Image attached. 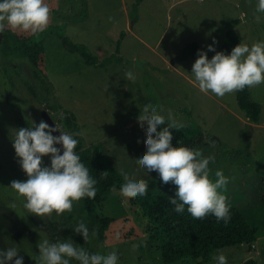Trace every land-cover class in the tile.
I'll return each instance as SVG.
<instances>
[{
  "label": "rangeland",
  "instance_id": "1",
  "mask_svg": "<svg viewBox=\"0 0 264 264\" xmlns=\"http://www.w3.org/2000/svg\"><path fill=\"white\" fill-rule=\"evenodd\" d=\"M18 1L0 0L1 32L10 21L47 13ZM136 1L86 0L83 19L84 0H61L52 17L60 34L108 65L89 66L56 37H39L47 48L43 82L25 58L4 60L0 52V204L21 219L19 231L5 238L11 263L98 264L63 231L64 216L82 199L68 173V190L59 191L57 156L42 119L46 111L59 124V105L75 113L83 149H102L129 184L235 207L258 230L252 245L218 250L208 264H264V109L259 125L251 124L237 103V80L214 58L233 27L243 54L231 65L249 75L252 97L264 106V0H144L135 10ZM194 43L205 58H183ZM167 125L200 128L210 144L175 156L161 138ZM62 132L67 144L69 131ZM77 165L69 155V169ZM102 214L111 224L98 249L101 264H165L160 244L147 235L153 226L125 190L111 192ZM85 232L94 239L92 227Z\"/></svg>",
  "mask_w": 264,
  "mask_h": 264
},
{
  "label": "trees",
  "instance_id": "2",
  "mask_svg": "<svg viewBox=\"0 0 264 264\" xmlns=\"http://www.w3.org/2000/svg\"><path fill=\"white\" fill-rule=\"evenodd\" d=\"M144 0H137L135 10ZM29 9H42L44 15L25 21L8 22L3 27V42L0 52L4 60L12 56H20L28 60L34 69L37 80L45 82L46 44L39 37H56L60 47L69 54L82 56L89 66L108 65L109 60L94 56L83 44L74 43L66 34L59 33L60 27L52 24V17L59 15L61 0H19ZM83 19H87L88 4L83 3ZM59 33V34H58ZM124 36V35H122ZM241 40L234 33L233 27L226 35L225 43L214 53V58L237 80V103L251 124H259L262 105L255 101L250 92L249 75L231 65L230 59L242 56ZM121 41L117 54L120 52ZM193 56L203 59L198 44L186 46L183 58ZM120 59V58H118ZM121 60V59H120ZM112 63V62H111ZM62 122L69 131L66 144L69 155L73 154L78 161L77 171L67 168L68 179L79 188L82 205L72 209L64 216L63 231L75 234L82 250L95 258L98 264V249L105 244V235L110 227L111 219L102 214L103 202L114 189L125 190L128 200L137 206L143 217L153 226L147 235L160 244L162 261L165 264L191 259L195 264H208L212 255L224 248L252 245L258 230L252 227L240 210L232 206H215L204 200H187L174 193L155 194L142 187L129 184L112 168L102 149H83V138L78 119L72 111L62 109ZM161 138L167 141L170 153L180 156L192 153L198 147L209 146V137L200 128H183L167 125ZM239 153V152H236ZM69 197V196H67ZM93 228L95 237L90 238L86 226ZM4 236L12 239L6 230ZM57 246L64 249V242L57 238ZM65 256L68 255L65 252ZM65 264V263H64ZM246 264H259L251 259Z\"/></svg>",
  "mask_w": 264,
  "mask_h": 264
},
{
  "label": "water",
  "instance_id": "3",
  "mask_svg": "<svg viewBox=\"0 0 264 264\" xmlns=\"http://www.w3.org/2000/svg\"><path fill=\"white\" fill-rule=\"evenodd\" d=\"M3 37V33L0 31V45L3 42ZM45 121L49 127L58 151L59 189L61 193H65L68 189V152L65 145V137L49 115H45ZM20 224L21 219L18 213L14 209L0 204V264H12L4 237V231L6 230L9 234H16L19 230Z\"/></svg>",
  "mask_w": 264,
  "mask_h": 264
},
{
  "label": "flooded vegetation",
  "instance_id": "4",
  "mask_svg": "<svg viewBox=\"0 0 264 264\" xmlns=\"http://www.w3.org/2000/svg\"><path fill=\"white\" fill-rule=\"evenodd\" d=\"M2 58H3V56H2ZM28 61V60H27ZM35 79H36V77H35ZM37 80V79H36ZM37 81H39V80H37ZM62 109H64V108H62L61 106H57V112L59 113V116H60V123L59 124H57L55 121H54V119L52 118V116L49 114V113H47L46 111H44V113L42 114V119H43V122H44V124H45V128H46V130H47V132L49 133V137H50V139L52 140V142H53V146H54V148H55V154H56V156H57V167H58V174H59V158H58V151H57V147H56V144H55V141H54V139H53V137H52V134H51V132H50V130H49V127H48V125H47V123H46V121H45V115H49L51 118H52V120L54 121V123L57 125V127H58V129L62 132V130L63 129H67L66 128V126H64V124H63V122H62V119H63V112H62ZM62 134H64L63 132H62ZM64 137H65V134H64ZM65 145H66V137H65ZM67 148V147H66ZM67 152H68V150H67ZM46 153H48V152H46ZM29 154H31L32 156H35V155H37V150H36V148L34 147V146H32V149L29 151ZM45 158H46V156L45 155H39L38 156V162H39V165H42V164H44L45 165V162H46V160H45ZM68 160H69V153H68ZM42 163V164H41ZM67 168H68V164H67ZM68 190V189H67ZM59 191H60V189H59ZM66 195V194H65ZM64 195V196H65ZM68 196V195H67ZM67 196H66V198H67ZM5 201V200H4ZM7 202H9V201H7ZM60 206V205H59ZM8 207V206H7ZM21 225V224H20ZM19 229H20V227H19ZM19 231V230H18ZM11 235H14V234H11ZM5 237V236H4ZM13 237V236H12ZM7 245V244H6Z\"/></svg>",
  "mask_w": 264,
  "mask_h": 264
},
{
  "label": "crops",
  "instance_id": "5",
  "mask_svg": "<svg viewBox=\"0 0 264 264\" xmlns=\"http://www.w3.org/2000/svg\"><path fill=\"white\" fill-rule=\"evenodd\" d=\"M262 105V104H261ZM263 109H264V106L262 105V112H263ZM262 116V115H261ZM261 121V120H260ZM257 125H259V124H257Z\"/></svg>",
  "mask_w": 264,
  "mask_h": 264
}]
</instances>
